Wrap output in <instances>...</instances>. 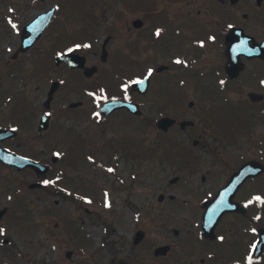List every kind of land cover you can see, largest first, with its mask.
Masks as SVG:
<instances>
[{"label": "flooded vegetation", "instance_id": "obj_1", "mask_svg": "<svg viewBox=\"0 0 264 264\" xmlns=\"http://www.w3.org/2000/svg\"><path fill=\"white\" fill-rule=\"evenodd\" d=\"M142 1L146 6H139V8L146 12V17L144 14L137 15L132 17L131 21L126 19L125 24L127 29L138 31L136 41L144 37L145 40L149 41L150 47L157 52V55L152 57L155 62L157 61L153 65L156 74L151 71L146 73H152L151 86L148 92L144 93L146 95L129 90L125 98L139 103L142 107L141 104L144 101L138 97H145L151 91L155 84L154 75L163 76L170 73V76H175L177 82H183L185 85L187 81L191 85V89L194 86L196 90H201L203 93L202 120L203 132L205 133L213 131L210 130L213 125L211 118L213 111L247 107V111L240 112L238 118L243 121V115L249 114L251 121L242 126L244 128L241 132L233 135L242 134L240 139L235 141V151L241 153L240 160L242 161L236 162L233 159L229 161L230 166L227 167V170H224L223 166H218L216 170H209L202 176V181H209V189L201 196L202 212L200 217L196 218L195 221L197 222L194 221V224L199 227L194 229L171 228L169 233L165 234L162 240L160 238L156 244L149 243L148 232L141 226L130 229V233L117 232L115 234V228H108L109 225L106 220L99 221V223L92 221L88 227L84 223L83 213L78 214L76 219L69 211L61 210L58 213L61 218L56 224V229L50 231L53 236H60L61 234L66 238L65 243L63 242V246L60 248V258L62 261L64 258L74 261L82 256L84 258L87 256L86 260L78 264H264V238H261L264 228V130L256 132L252 127L254 126V119L264 121V0H251L248 5L243 0H211L205 17L200 16V9L197 10L199 15L192 13L182 15L185 12L186 3L192 0H153L154 3L164 2V6L159 4L157 7L153 6L150 0H139L138 4ZM10 2L11 12L16 14L15 0ZM29 3L35 5L38 4V0H31ZM168 3L171 4L172 8L181 5L176 10L177 14L168 15ZM246 7H250L251 10H246ZM123 11L128 14L127 8H124ZM161 12L164 14L161 15ZM70 13L65 18H71ZM164 15H167L166 19H163ZM181 15V20H176ZM55 16L51 24L55 22ZM116 17L120 20V17ZM73 23L71 20L65 25ZM114 23L120 24L118 21ZM195 24L205 26L206 29H198L194 27ZM88 26L84 23L79 27H74L81 29L82 33H86V45L83 42H78L73 44L72 48H63V52L74 51L84 55L86 65L71 68L67 63H61L55 70L76 72L75 74L83 82L93 84L81 86L77 92H82L85 97L91 98L92 101L88 100L89 109L82 110V112H87L90 120L93 112L94 124L104 126L121 113L136 117L127 109H119L109 116H104L100 112L102 103H94L92 96L95 95L94 91L98 85L95 77L102 67L91 58H99L102 61L105 57L106 64L115 58L112 56L111 49L114 33L110 32L103 39H97L96 34L87 33L86 28ZM158 31L159 35H157ZM75 32H79V30ZM75 32L68 33V35H73ZM63 33L64 29L61 28L52 31L51 37L54 38L56 34L60 38ZM228 35H230L229 38ZM106 39L109 41L106 46L108 51L107 54L103 55ZM131 39L133 40V38ZM68 40L59 41L64 42L63 46H65ZM124 41H126L125 38ZM144 49L145 45L139 46V42L131 43L129 46L122 44L120 49L116 51L120 52L116 57H121L127 61L133 57V59L142 62L147 55ZM160 50L162 53L159 52ZM159 59H163L164 62ZM161 64H165L164 68L157 70ZM93 66L96 69L89 71L88 68ZM141 67L142 64H140ZM12 70L7 72L10 73V76L14 72ZM175 71L178 72L175 73ZM62 76L63 74H59L53 79L60 82L57 92L62 87L64 88V82L67 81ZM1 84L2 86L5 84L2 83V79H0ZM196 85L199 86V89ZM1 99L2 95H0ZM12 100L13 95L8 94L0 103V230H3L0 232V252L4 253V258L0 259V264H4L3 261L14 264L15 260L10 259V256L14 255L12 254L13 250L19 252L21 248H28V243L29 247L33 248L32 241L37 243L44 236L50 238L45 229L47 222L41 224V230L36 232L35 237L31 235L32 223L29 208H31L33 195L40 200L45 199L44 195H56L60 198L57 200V204L59 202H74L76 205L84 206L87 216L92 214L87 207L90 203L104 201V199L97 197L96 191L90 189L93 181L90 179V173L84 172L83 169V172L78 171L75 176L70 177V170L63 169V166L59 169L56 168L55 165L59 159L54 161V156H59V154L54 153V151H60L57 147H50L49 125L45 129L40 126V119L43 114L48 112L47 108H39L33 115L32 111L29 113L24 108V105L28 104L27 102L12 106ZM78 101L82 103L77 107H84L85 102L83 100ZM193 105L194 102L190 101L189 106L192 107ZM65 108V104H63L59 106L58 111L53 109L54 115L57 112H67L68 110L66 111ZM136 118L138 119V117ZM177 125L182 130L193 129L195 122L189 119L176 118V123L172 127ZM104 127L99 130V134L97 131L95 135L106 134L104 132L106 129L103 130ZM223 138L221 134L220 147L215 146L216 149L219 147L221 152L224 145L231 140L227 141ZM237 142L241 143L237 145ZM78 143L79 148L83 150L84 160L88 161L87 156H98L97 151H92L90 148L91 144H95L92 140L91 142H84L81 139L78 140ZM127 144L129 145V143ZM54 145H58V142L56 141ZM204 145L207 144L204 143ZM140 151L143 152V147ZM225 152H228V149ZM109 155L111 161L114 156L128 159L125 154L121 155L119 152L115 154L106 152L104 154L107 158ZM247 162L254 163L253 173L240 176V180L243 179V182L234 195V200L239 203L237 209L226 213L213 234L207 235L198 220H201L204 213L203 201L212 199L219 190L224 189L234 174ZM44 165L47 166L45 170H43ZM68 168L74 171L75 168L79 167L71 165ZM134 173L136 176L137 172L134 171ZM121 177L123 178L122 175ZM177 177L178 179H173L174 182L171 183L178 182L179 176ZM94 184L95 182H93ZM85 196L89 198H85ZM169 199L173 198L170 197ZM37 220L40 222L48 221L47 215L42 219H39L38 216ZM99 224H102L106 232L100 236L104 245L102 248L105 258L103 260H100L102 249L93 251L91 242L95 234L100 235L97 231ZM15 235L27 240V244H15L11 240V237ZM52 243L56 246V253H58L60 251L59 245ZM39 246H42L41 249L44 248L43 245L39 244L36 248ZM14 258L18 259L19 264L21 255L18 253ZM31 262L32 259L28 261V263Z\"/></svg>", "mask_w": 264, "mask_h": 264}, {"label": "rangeland", "instance_id": "obj_2", "mask_svg": "<svg viewBox=\"0 0 264 264\" xmlns=\"http://www.w3.org/2000/svg\"><path fill=\"white\" fill-rule=\"evenodd\" d=\"M29 1L31 0H15L16 14H11L6 8V0H0V79H2V83H5L3 86L0 85V95H2L0 103L6 95L11 94L13 95L12 106L27 102L28 104L24 105L25 110L29 113L32 111L34 115L39 108L44 107V103L48 99V89L51 81L57 75L63 74L62 77L67 81L64 82V88L62 87L59 92H56L57 95L54 97L51 110L58 111L59 106L66 104L65 110L68 111L64 113L57 112L52 118L50 131H48L50 147H57L63 155L55 166L57 169L63 166V169L70 170V177L75 176L78 171L83 172V169L84 172L90 173V179L93 180L90 189L96 191L97 197L102 198V200L106 199V202L98 201L86 205L92 212L91 216H87L84 206L76 205L74 202H59L57 204V200H60V198L56 195H44L45 199L43 200L37 199L33 195L31 208H29L32 223L31 235L35 237L36 232L41 230V224L47 222L45 229L50 238L44 236L37 243L32 241L34 247L30 248L27 240H23L19 235L11 237L15 244H27L28 248H21L19 252L13 250L12 254L14 255L10 256V259L15 260L14 264H18V259L14 256L19 253L21 255L19 264H76V262L78 264L86 260L87 256L85 258L82 256L74 261L65 258L62 261L60 258V248L63 246V242L65 243L66 238L61 234L60 236H53L50 231L56 229V224L61 218L58 213L61 210L69 211L74 217L83 213L84 223L88 227L92 221L99 223V221L106 220L109 225L108 228H115V234L117 232L130 233V229L141 226L148 232L150 244H156L160 238L162 240L171 228L194 229L199 227L194 224V221L197 217H200L202 212L199 198L209 189V181H202V176L209 170H216L218 166H223V169L227 170V167L230 166L229 161L234 159L238 162L240 160L241 153L235 151V141L240 139L242 134L233 135L241 132L244 128L242 126L251 121L249 114L243 115V121L238 118V114L247 111V107L213 111L211 113L213 125L210 129L213 131L205 133L203 132L202 120L203 93L201 90H196L194 86L191 89V85L187 81L185 85H181L179 81L177 82L175 76L166 73L163 76L155 75V84L149 94L145 97H138V99L144 101L143 114L137 116L138 119L127 113H121L104 125L106 127L100 126L101 124H94L93 120L89 119L88 113L82 112V110L89 109L90 103H88V100L92 101L91 98L89 96L85 97L82 92H77L81 86L93 84L83 82L75 74L76 72L55 70L57 66L54 65L52 56L63 46L64 42L59 41L62 39L71 40V42L67 41L64 47L78 42H83L86 45V33H82L81 29L74 28L76 26L79 27L84 23L89 25L86 28L87 33L96 34L97 39H103L108 33L113 32L114 39L111 43V49L112 56H115V58L109 60L107 64L104 63V65L99 58L94 59L92 57L91 60H95L102 67L95 77L97 79L96 84H103L105 87L99 93L104 92L106 89L107 92L108 90H119L122 95L128 88H122L121 91L119 89L121 84L130 83L131 80L140 77L139 75L147 70V66L155 63L152 57L156 56L157 52L150 47L149 41L145 40L144 37L136 41L138 31L127 29L125 24L126 19L131 21L134 16L144 14L146 17V12L139 8V6H146V4L143 1L138 4L139 0H42L41 2L38 0V4L31 5ZM243 1H245V4L247 3L246 5L251 2V0ZM54 2L62 3L63 9L59 10V14L52 24L53 26L47 29L30 49L25 52H18L17 57L13 59L11 55L17 51L20 45V29L16 34L8 27L7 22L5 23L3 16L11 14L9 15L11 20L15 16L20 21L21 28L25 22L40 11L55 4ZM150 2L156 7L159 4L164 6L163 1L154 3L153 0H150ZM210 4L211 0H192L186 3L185 12L182 15L188 13L199 15L197 10L200 9V16L205 17ZM167 5H169L167 13L170 16L177 14L176 10L181 6L177 5L172 8L171 4L168 3ZM120 8L123 10L127 8L128 14L123 10L121 11ZM94 10H96V15L93 14ZM246 10L250 11L251 8L246 7ZM69 13L72 17L65 18ZM89 13L93 15V18ZM160 14L163 15L164 13L161 12ZM182 15L176 20H181ZM116 16L120 17V20ZM166 16L164 15L163 19H166ZM71 20H73V24L65 25ZM116 21L120 24L114 23ZM194 27L206 29L205 26L199 24H195ZM61 28L64 29V33L60 38L56 34L54 38L51 37L52 31ZM77 30L79 32H75ZM71 32L75 33L68 35ZM124 38L126 41H124ZM138 42L139 46L145 45L144 51L147 54L142 62L133 59V57L130 61L116 57L120 53L116 51L120 49L122 44L129 46L131 43ZM159 52L162 53V50ZM159 60L164 62L163 59ZM165 62L167 61L165 60ZM140 64H142L141 68ZM10 69L14 71L11 76L10 73H7ZM45 69H47V73ZM177 72L175 71V73ZM196 87L199 89L198 85ZM78 100L85 102L84 107H74L73 109L68 107L70 102ZM190 101L194 102L192 107L189 106ZM215 101H217V98H215ZM5 102L7 101L5 100ZM160 108L165 111V115L178 119L193 120L195 127L182 130L177 125L167 132L160 130L155 123V120L161 115ZM254 120L253 130L256 132L263 131L264 121ZM102 127H104L103 130L106 129L104 131L106 134L97 135ZM221 134L225 140L231 139L224 145L222 152L219 151ZM58 139H61V141H58ZM81 139L84 142H91L92 140L95 144H91L90 148L92 151H97L98 156L96 158H100L102 164L108 163L111 165L114 168L113 172L118 169V174L122 175L123 178L118 180L117 175L110 173V171L108 173L104 168L97 167L96 165L99 164L97 160L94 162L84 160L83 150L79 148L78 143V140ZM56 141L58 145H54ZM204 143L207 145H204ZM240 143L237 142V145ZM217 145L219 147L216 149L215 146ZM142 147L143 152L141 153L140 149ZM226 149H228V152H225ZM106 152L125 154L130 161H127V158H118L117 156L113 157L111 161L110 155L108 160L107 156H104ZM71 165L79 168L72 171L71 168H68ZM134 171L137 172V175L131 176ZM175 176H179V181L171 183V179ZM93 182H95L94 185ZM160 194L165 196L163 201L159 199ZM170 194L175 195L176 199H169ZM85 198L89 197L85 196ZM45 215H47L48 221H36L38 216L39 219H42L45 218ZM99 225L97 231L100 235L95 234L91 242L93 251L102 249L100 260H103L105 253L100 236L106 232L102 224ZM52 242L57 246L59 245L60 251L58 253H56L57 248ZM38 244L43 245L44 248L41 249L42 246L36 248ZM27 251H30V253H27ZM3 258L4 253L0 252V259ZM31 259L32 262L28 263ZM6 264H9V262L7 261Z\"/></svg>", "mask_w": 264, "mask_h": 264}, {"label": "water", "instance_id": "obj_3", "mask_svg": "<svg viewBox=\"0 0 264 264\" xmlns=\"http://www.w3.org/2000/svg\"><path fill=\"white\" fill-rule=\"evenodd\" d=\"M47 16V13H44V14H41L40 16H38L34 23L27 26L25 28V32L31 30L33 32V29L35 31V34L33 35V38L32 40L30 41V39H27L26 41V44H24V46H21V49L23 50H27L32 44L33 42L39 38L44 30V28L46 27V25L48 24L49 22V18H46ZM36 28V29H35ZM30 41V42H29ZM63 60H70V59H73L74 61H76V59L78 60V57L76 55H72V54H66V55H63L62 56ZM60 60L62 59H59L56 58V61L57 63L60 62ZM96 68H92L90 69L89 71H93L95 70ZM146 81V86H145V82H140V83H135V87L137 88H140V87H144V89H146L147 87V84H148V79L144 80ZM56 87V85H55ZM54 85L53 87L51 88L50 92H49V100H48V105L53 97V93H54V89H55ZM120 107H125V108H128L132 111H135V109H137V104H133L131 102H127V101H124V100H113V101H110L108 102V104L104 107V110H107V111H113L114 109L116 108H120ZM175 120L169 118V117H166V118H163L160 120L159 122V125L164 127L165 129L168 128L170 125H172L174 123ZM184 126V125H183ZM253 165V163H247L246 165H244L240 170H239V173L238 174H243V176H246V175H249V173L251 171H253L250 167ZM250 171V172H249ZM243 180H241L237 186L235 187V191L232 190V192H229V194L227 195V197L229 195H231V199L230 200H227L226 197L224 196V199H223V196H222V193L226 190H229L231 189L232 185L235 184V177L232 179L230 185L221 190L219 195L211 202H208L206 203L207 207L209 208L207 213L205 214V217L206 218H210L213 223L211 224V226L209 225H206V228H212L213 229L215 228L214 226V223L218 220L221 219L222 215L224 214L225 211H229V210H234L235 209V205H234V200H233V196L234 194L236 193L240 183L242 182ZM234 191V192H233ZM222 196V197H221ZM221 197V200L222 201H217L219 200V198ZM232 201V202H231ZM217 202V203H216ZM233 203V204H232ZM236 204V203H235ZM208 235H211V234H208Z\"/></svg>", "mask_w": 264, "mask_h": 264}, {"label": "snow or ice", "instance_id": "obj_4", "mask_svg": "<svg viewBox=\"0 0 264 264\" xmlns=\"http://www.w3.org/2000/svg\"><path fill=\"white\" fill-rule=\"evenodd\" d=\"M157 35H159V31L157 32ZM177 62H179V61H177ZM47 183V182H46ZM259 199V198H258ZM3 230H0V232H2Z\"/></svg>", "mask_w": 264, "mask_h": 264}]
</instances>
